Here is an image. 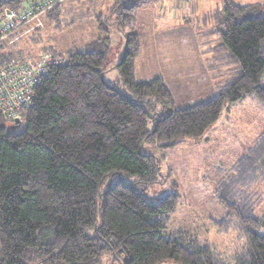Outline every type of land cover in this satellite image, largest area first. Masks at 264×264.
Listing matches in <instances>:
<instances>
[{
  "label": "trees",
  "instance_id": "trees-1",
  "mask_svg": "<svg viewBox=\"0 0 264 264\" xmlns=\"http://www.w3.org/2000/svg\"><path fill=\"white\" fill-rule=\"evenodd\" d=\"M42 1L1 0L0 10ZM157 1L112 0L107 8L105 17L124 36L114 82L105 78L110 37L99 15L98 36L68 52L65 63L36 85L18 124L0 114V264H104L107 258L111 264H264V212L255 214L256 197L264 194V131L235 162L258 180L249 183L247 175L240 188L229 181L216 185L225 215L207 224L242 237V249L232 253L186 227L166 232L179 194L172 184L163 197L144 196L163 178L159 158L141 152L145 143L165 150L201 138L245 96L264 108V3L220 0L200 17L210 26L201 37H213L202 42L200 54L208 55L204 66L217 93L174 109L161 77L140 81L134 75L140 50L134 14ZM62 2L41 15L56 27ZM157 104L168 113H157ZM124 174L135 180L124 182ZM256 182L262 190H254Z\"/></svg>",
  "mask_w": 264,
  "mask_h": 264
},
{
  "label": "rangeland",
  "instance_id": "rangeland-1",
  "mask_svg": "<svg viewBox=\"0 0 264 264\" xmlns=\"http://www.w3.org/2000/svg\"><path fill=\"white\" fill-rule=\"evenodd\" d=\"M184 1L187 2L186 9L189 10V14L177 9L170 12L168 0H158L152 5L148 4L136 9L133 18L132 31L138 35L140 43V50L134 61L135 78L143 81L161 77L172 96L174 109L204 102L217 93L216 80L211 79L210 73L204 66L205 60L200 56L201 51H206L204 50L206 46L202 42L213 37L206 36L202 39L199 37L201 32L210 28V26L205 27L201 22L202 12L199 8L210 9L211 3H216L215 9L219 8L220 0H206L202 7L201 3L199 4V8L191 6L188 0ZM111 2L112 0H81L73 8H62L59 27H56L57 22L47 18L45 20L42 15L39 26H35V21H31L1 40L0 54L11 56L9 59L16 57L32 59L47 53L43 50L48 49L65 57L71 50L88 47V44L98 36L96 16L100 15L104 17L103 24L110 37L105 78L109 82H114L117 79L114 66L119 62L122 54L124 36L113 24L111 16L105 17ZM260 2L264 3V0ZM5 11L6 9L1 7L0 22L3 21L2 15ZM180 21L184 24H180ZM191 57L194 58V65L188 67V64H192ZM205 57L208 55L206 54ZM155 107L157 113L162 115L168 113V110L163 109L159 104ZM150 127L151 122L148 128ZM263 131L264 108L251 96H245L229 105L217 122L199 139L186 138L184 142L165 150L155 144L145 143L142 146V153H150L159 158L163 178L160 179L159 184L150 187L144 196L163 197L171 190L172 184L176 185L179 194L177 208L168 214L166 232L186 227L196 231L202 238H208L222 252L232 253L242 249V237L238 238V235L231 230L218 233L216 227L207 223L209 218L211 221H217L225 215L215 198L216 185L229 181L240 188L242 184L244 186L247 184L245 183L247 175H251L249 183H252L251 180H258L256 172L245 175L241 168L235 167L238 157L248 151L247 147ZM240 159L242 157L238 160ZM243 165L246 167L244 163L239 166ZM120 177L124 182L135 180V177L125 174ZM120 177L116 176L111 183ZM253 187L254 190L257 188L262 190L258 182ZM106 188L105 184L101 190ZM262 197H256V215L264 212ZM260 199L262 200L259 204ZM163 233L165 234L164 231ZM104 264H111L110 260L107 258Z\"/></svg>",
  "mask_w": 264,
  "mask_h": 264
},
{
  "label": "built area",
  "instance_id": "built-area-1",
  "mask_svg": "<svg viewBox=\"0 0 264 264\" xmlns=\"http://www.w3.org/2000/svg\"><path fill=\"white\" fill-rule=\"evenodd\" d=\"M62 1L44 0L25 10L8 9L0 22V41L31 21L39 26L41 15ZM65 61V57L52 53H44L32 59L16 57L0 61V114L11 122L19 119L22 108L29 106L34 99L36 85L52 68Z\"/></svg>",
  "mask_w": 264,
  "mask_h": 264
},
{
  "label": "crops",
  "instance_id": "crops-1",
  "mask_svg": "<svg viewBox=\"0 0 264 264\" xmlns=\"http://www.w3.org/2000/svg\"><path fill=\"white\" fill-rule=\"evenodd\" d=\"M79 1H81V0H64V2H62V5H61V8L60 9H62V8H66V9H69V8H73L74 6H75V4H77ZM189 2H190V5L191 6H193V7H196V8H199L200 6H199V4L201 3V7H202V5H203V3L206 1V0H188ZM209 1V0H208ZM261 0H259L258 2H260ZM64 3V4H63ZM186 3L187 2H185L184 0H168V5H169V7H168V9H169V11L171 12L173 9H177V11L178 10H182V11H185L187 14H189V10L188 9H186L187 7H186ZM211 3V2H210ZM212 4V7L210 8V9H203V8H199L200 9V12H202V14H201V16L204 14V13H206V12H208V11H213L214 9H215V5L214 4H216V3H211ZM110 6V4L108 5V7ZM8 10V9H7ZM202 18V17H201ZM184 24L183 23V21L181 22L180 21V24ZM197 34H198V30H197V32H196ZM199 37L202 39V37H201V33L199 34ZM4 40V39H3ZM205 53L204 54H202V55H200L201 56V58L203 59V60H205ZM120 56V55H119ZM193 61H194V58L193 57H191V62H192V64L191 65H189L188 64V67H191V66H193L194 64H193Z\"/></svg>",
  "mask_w": 264,
  "mask_h": 264
},
{
  "label": "water",
  "instance_id": "water-1",
  "mask_svg": "<svg viewBox=\"0 0 264 264\" xmlns=\"http://www.w3.org/2000/svg\"><path fill=\"white\" fill-rule=\"evenodd\" d=\"M14 122H15V124H18V122H19V119H15V121H14Z\"/></svg>",
  "mask_w": 264,
  "mask_h": 264
},
{
  "label": "clouds",
  "instance_id": "clouds-1",
  "mask_svg": "<svg viewBox=\"0 0 264 264\" xmlns=\"http://www.w3.org/2000/svg\"><path fill=\"white\" fill-rule=\"evenodd\" d=\"M7 11V10H6Z\"/></svg>",
  "mask_w": 264,
  "mask_h": 264
}]
</instances>
